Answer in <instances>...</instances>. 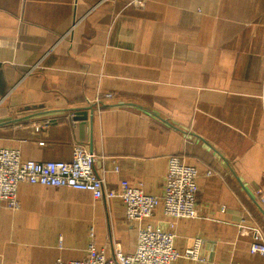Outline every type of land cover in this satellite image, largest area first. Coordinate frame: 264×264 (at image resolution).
Instances as JSON below:
<instances>
[{
  "label": "crops",
  "instance_id": "0c3cea01",
  "mask_svg": "<svg viewBox=\"0 0 264 264\" xmlns=\"http://www.w3.org/2000/svg\"><path fill=\"white\" fill-rule=\"evenodd\" d=\"M129 2L0 0V146L42 162L84 145L107 187L162 201L176 157L198 168V217L129 222L119 198L24 182L19 209L0 205V264L130 254L146 225L180 254L200 241L173 264H264L239 233L264 236V0Z\"/></svg>",
  "mask_w": 264,
  "mask_h": 264
},
{
  "label": "built area",
  "instance_id": "2783aa9c",
  "mask_svg": "<svg viewBox=\"0 0 264 264\" xmlns=\"http://www.w3.org/2000/svg\"><path fill=\"white\" fill-rule=\"evenodd\" d=\"M129 5L144 8L145 0H131ZM105 97L112 98L113 95L108 93ZM96 105L101 106V99L96 101ZM96 160V155L81 144L75 146L71 161L42 162L25 160L20 150L0 146V205L4 203L10 208L19 209L18 187L26 182L84 190L90 192L95 199L119 198L125 206L129 222H143L152 217L160 205L167 217L187 219L198 217L196 211L198 168L184 165L176 157L170 158L162 201L145 193L140 187L130 185L126 180L120 181L119 189L107 187L104 177L95 170ZM262 204L264 206V200ZM239 229L241 235L252 237L251 253L263 256L264 236L260 228L241 224ZM91 236L94 237V232H91ZM174 242V233L146 225L138 231V245L133 253H124L116 243L113 246V255L108 256L103 249H97L91 242L85 259L58 264H173L182 255L193 260L200 259V241L195 240L183 254L177 252Z\"/></svg>",
  "mask_w": 264,
  "mask_h": 264
},
{
  "label": "water",
  "instance_id": "95a60500",
  "mask_svg": "<svg viewBox=\"0 0 264 264\" xmlns=\"http://www.w3.org/2000/svg\"><path fill=\"white\" fill-rule=\"evenodd\" d=\"M92 108V107H91ZM86 112L87 111H85V110H83V111H81V112H78V113H76L77 115V117H80L81 115H83V114H86Z\"/></svg>",
  "mask_w": 264,
  "mask_h": 264
}]
</instances>
